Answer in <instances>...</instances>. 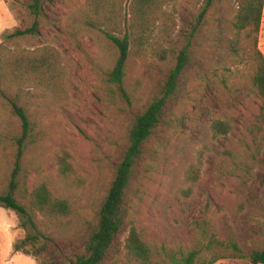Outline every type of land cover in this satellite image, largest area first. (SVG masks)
Returning a JSON list of instances; mask_svg holds the SVG:
<instances>
[{"label":"rangeland","instance_id":"374dc122","mask_svg":"<svg viewBox=\"0 0 264 264\" xmlns=\"http://www.w3.org/2000/svg\"><path fill=\"white\" fill-rule=\"evenodd\" d=\"M30 1L0 0V43L9 52L53 49L61 75L55 87L44 82L11 91L32 128L17 181L28 192L47 184L54 197L69 201L72 213L52 227L37 216V233L0 203V264H68L83 252L128 145L131 124L159 96L182 50L188 55L186 67L133 168L124 222L103 264H128L123 244L131 226L142 232L163 264V248H194L195 222L200 220L211 221L221 238L232 229L241 249L239 255L228 253L214 264H251V251L264 249V151L253 162L243 141L250 143L249 129L264 122V104L249 82L254 36L232 27L236 3L212 0L202 18L198 15L205 0L164 5L141 46L131 44L126 101L107 82L117 52L91 25L92 0L46 2L39 36L8 38L31 25ZM127 4L111 13L113 21L121 20L123 11L128 20ZM257 49L264 55V6ZM9 111L0 97V195L7 192L15 140L21 134ZM213 120H229L230 133L213 137ZM63 153L72 168L65 178L57 164ZM231 154L250 166L245 176L232 171ZM36 234L33 243H25L29 255L14 250L15 243Z\"/></svg>","mask_w":264,"mask_h":264},{"label":"trees","instance_id":"16d2710c","mask_svg":"<svg viewBox=\"0 0 264 264\" xmlns=\"http://www.w3.org/2000/svg\"><path fill=\"white\" fill-rule=\"evenodd\" d=\"M51 0H31L27 10L32 18L31 25L23 30H16L8 38L40 35L39 22L44 17L43 7ZM181 0H92V26L104 35L117 52V57L107 82L116 88L122 98L128 101V94L124 87L125 70L131 52V44L135 48L141 46L144 36L153 25L163 6ZM236 3V12L232 20V27L236 31L249 30L253 36V49L251 54L254 63L253 72L249 82L256 96L264 104V55L257 49V35L259 32L264 0H232ZM212 0H205L202 11L198 17L202 18ZM127 4L129 18L113 21L111 13L115 9ZM93 28V27H92ZM116 34H122L121 37ZM188 55L182 50L176 59L174 67L170 70L167 80L159 96L155 97L145 111L136 116L128 132V145L123 151L120 162L115 168L114 178L108 192L98 211L97 223L89 238L84 243L83 252L76 254L68 264H103L107 253L113 246L115 239L124 222V197L128 188L133 168L142 154V147L153 130L161 123L166 102L175 95L179 76L186 67ZM59 55L51 48H40L33 51L18 50L6 51L0 43V97L7 102L10 116L20 123L21 134L15 140L16 154L14 169L11 172L7 185V192L0 195V203L6 208L16 212L23 221L22 226L30 225L38 233L36 217L40 223L52 227L58 225L61 219H66L72 213L71 204L66 199L53 196L47 184L40 183L31 192L25 186L20 187L17 176L23 155L26 140L32 131L30 119L26 109L15 98L11 91L22 87H36L50 82L56 86L60 81ZM49 84V83H48ZM53 88V87H52ZM54 89V88H53ZM264 121V119H263ZM213 137L227 136L232 125L229 120H213L210 126ZM250 143L243 141L248 158L255 162L264 151V122L249 129ZM69 155L63 153L57 157L58 173L67 177L71 172ZM234 159L231 169L234 174L244 176L249 172L250 166L238 159V155L231 154ZM237 160V161H235ZM18 193V194H17ZM22 198V199H21ZM195 245L188 251H173L162 249L163 264H214L220 259L239 255L241 249L235 240L232 229H229L225 238H221L214 230L209 220L195 222ZM37 234L26 238L23 242L13 245L16 252L29 255L25 243L34 242ZM124 258L128 264H159L151 246L143 239L142 232L134 226L129 228L123 244ZM251 264H264V249L252 250L249 255Z\"/></svg>","mask_w":264,"mask_h":264}]
</instances>
